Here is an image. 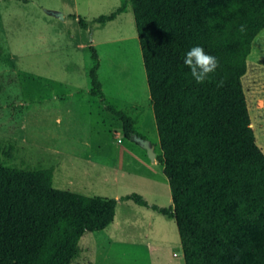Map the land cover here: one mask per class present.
I'll list each match as a JSON object with an SVG mask.
<instances>
[{
	"label": "trees",
	"instance_id": "obj_1",
	"mask_svg": "<svg viewBox=\"0 0 264 264\" xmlns=\"http://www.w3.org/2000/svg\"><path fill=\"white\" fill-rule=\"evenodd\" d=\"M130 2L160 138L157 160L173 197L171 207L153 208L175 219L186 264H264V151L243 83L253 42L264 30V0ZM79 22L88 29L84 18ZM193 46L219 61L203 83L183 63ZM90 51V94L133 140L140 136L134 118L108 103L99 53L94 45ZM14 150L0 138V156L13 158ZM121 200L149 206L137 193ZM118 202L55 188L53 168L1 165L0 264H74L85 234L114 223Z\"/></svg>",
	"mask_w": 264,
	"mask_h": 264
},
{
	"label": "rangeland",
	"instance_id": "obj_2",
	"mask_svg": "<svg viewBox=\"0 0 264 264\" xmlns=\"http://www.w3.org/2000/svg\"><path fill=\"white\" fill-rule=\"evenodd\" d=\"M113 13L114 20L96 22ZM91 45L108 103L132 116L140 136L162 153L130 0H0V138L15 147L13 158L0 156V166L53 168L55 188L119 200L114 223L85 234L74 264L182 263L175 220L153 208L172 205L170 182L161 164L142 163L146 149L127 139L121 119L90 94ZM243 83L264 151V30ZM134 193L149 206L121 200Z\"/></svg>",
	"mask_w": 264,
	"mask_h": 264
},
{
	"label": "clouds",
	"instance_id": "obj_3",
	"mask_svg": "<svg viewBox=\"0 0 264 264\" xmlns=\"http://www.w3.org/2000/svg\"><path fill=\"white\" fill-rule=\"evenodd\" d=\"M241 31H243V26H241ZM183 63L197 83L205 82L219 67L217 58L207 54L201 46L191 47L185 53Z\"/></svg>",
	"mask_w": 264,
	"mask_h": 264
},
{
	"label": "water",
	"instance_id": "obj_4",
	"mask_svg": "<svg viewBox=\"0 0 264 264\" xmlns=\"http://www.w3.org/2000/svg\"><path fill=\"white\" fill-rule=\"evenodd\" d=\"M52 14L56 15L58 17L64 18L63 13H61V12L56 11V12H53ZM133 140L135 142L139 143L144 149L147 150L148 156L152 161L157 160V152H156L155 146L152 144V142L150 140L145 139V138L138 136V135L134 136Z\"/></svg>",
	"mask_w": 264,
	"mask_h": 264
},
{
	"label": "crops",
	"instance_id": "obj_5",
	"mask_svg": "<svg viewBox=\"0 0 264 264\" xmlns=\"http://www.w3.org/2000/svg\"><path fill=\"white\" fill-rule=\"evenodd\" d=\"M144 138V137H143ZM134 141V140H133ZM134 143H136L137 145H139L140 146V144L139 143H137V142H135L134 141ZM155 149H156V147H155ZM147 156V157H146ZM158 156V155H157ZM140 159H141V161H142V163H144L145 164V160H147V159H149V156H148V153H147V151L145 150V155H141L140 156ZM150 161V160H149ZM151 163V166H156L158 163H159V161L158 160H156V161H150ZM155 162H157V163H155ZM160 164V163H159ZM172 204H173V202H172ZM172 206V205H171ZM171 206H169V207H171ZM169 207H167V208H169ZM164 215V214H163ZM165 217H167V218H169V219H171V217L170 216H166V215H164ZM172 219H174V218H172ZM175 220V219H174ZM176 222V221H175ZM182 244V243H181ZM182 246V245H181ZM182 248V250H183V246L181 247ZM176 254L177 253H175L174 254V258H177V259H179V257L178 256H176ZM161 256V255H160ZM172 264H186V262H185V257H184V251H183V260H182V263L180 262V261H177L176 259H175V261L173 260L172 261Z\"/></svg>",
	"mask_w": 264,
	"mask_h": 264
}]
</instances>
